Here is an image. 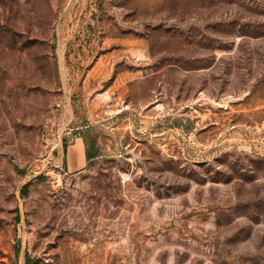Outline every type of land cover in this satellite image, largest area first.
Listing matches in <instances>:
<instances>
[{
	"label": "rangeland",
	"instance_id": "obj_1",
	"mask_svg": "<svg viewBox=\"0 0 264 264\" xmlns=\"http://www.w3.org/2000/svg\"><path fill=\"white\" fill-rule=\"evenodd\" d=\"M0 264H264V0H0Z\"/></svg>",
	"mask_w": 264,
	"mask_h": 264
},
{
	"label": "crops",
	"instance_id": "obj_2",
	"mask_svg": "<svg viewBox=\"0 0 264 264\" xmlns=\"http://www.w3.org/2000/svg\"><path fill=\"white\" fill-rule=\"evenodd\" d=\"M87 146L81 135H75L63 152V170L66 173H79L89 164Z\"/></svg>",
	"mask_w": 264,
	"mask_h": 264
},
{
	"label": "trees",
	"instance_id": "obj_3",
	"mask_svg": "<svg viewBox=\"0 0 264 264\" xmlns=\"http://www.w3.org/2000/svg\"><path fill=\"white\" fill-rule=\"evenodd\" d=\"M82 137H83V136H82ZM83 139H84L85 144H86V146H87V158H88V160L90 161L91 158H93V157L96 155V153L91 152V148H89L87 138H86V137H83ZM25 187L27 188L28 186L26 185Z\"/></svg>",
	"mask_w": 264,
	"mask_h": 264
}]
</instances>
